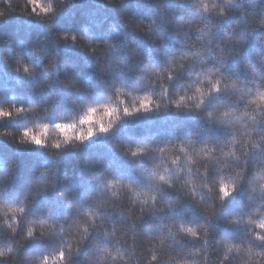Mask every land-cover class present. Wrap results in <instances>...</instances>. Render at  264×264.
I'll return each mask as SVG.
<instances>
[{
    "label": "clouds",
    "instance_id": "9594fccd",
    "mask_svg": "<svg viewBox=\"0 0 264 264\" xmlns=\"http://www.w3.org/2000/svg\"><path fill=\"white\" fill-rule=\"evenodd\" d=\"M72 2L25 0V7L33 6L27 15L35 14L44 25L52 51L44 55L32 48L0 56L6 65L0 76V124H13L0 127V138L17 149H43L51 161L17 187V160L0 158V264H138L139 256L143 264H153L160 257L152 247L163 251L173 240L193 239L184 230L188 227L204 245L195 264L212 259L215 264H264V53L254 54L255 63L242 61L244 76L239 67L225 71L252 31L264 29V6L252 29L249 0H145L143 15L134 23L121 7L126 0H104L114 19L95 38L87 30L53 31ZM62 44L83 54V79L74 76L75 65H61ZM9 81L25 86L28 94L18 95ZM68 89L76 95L62 111L60 97ZM142 100L150 106L142 108ZM164 112L192 114L201 123L188 137L163 144L113 141L133 166L132 174L103 157L84 160L83 166L77 157L61 179L66 153L75 155L134 120ZM205 126L219 129L223 139L212 136L198 143ZM134 149L143 151L134 155ZM222 183L230 186L224 198ZM53 194L63 203L60 217L51 207H40ZM185 203L199 213V221L189 225L168 218L139 256L135 238L113 219L122 213L133 226L145 218L162 221ZM217 221L226 232H217ZM213 238L216 255L210 258ZM189 262L177 251L168 252L164 264Z\"/></svg>",
    "mask_w": 264,
    "mask_h": 264
},
{
    "label": "trees",
    "instance_id": "16d2710c",
    "mask_svg": "<svg viewBox=\"0 0 264 264\" xmlns=\"http://www.w3.org/2000/svg\"><path fill=\"white\" fill-rule=\"evenodd\" d=\"M248 6L252 11V16L248 17V19L251 20L252 29H255L256 20L254 17H259L262 6H264V0H249ZM22 7L24 8L23 11L20 10ZM32 7H25V0H7V3H4V0H0V12H2L0 14V56L7 57L10 51L13 53L17 51L26 52L32 48H40L41 53L44 55L52 51L51 39L45 31L44 25L39 22L35 14L33 16L27 15ZM121 7L132 17L134 23L137 18L143 15L142 9L146 7V3L145 0H126V3L121 5ZM113 19L112 6L106 4L104 0H73L72 3L64 7L63 11L57 17L53 25V31L85 32L87 30L86 34L95 38H101L108 21ZM129 35L134 40L139 39L134 33L130 32ZM254 37L256 40L253 39ZM175 47H180V45H176ZM144 48L146 52L150 50V46L147 44L144 45ZM58 51L61 65L63 66L66 62L75 65L76 72L74 76L83 79L86 66L80 50L62 44ZM151 52L154 57L157 55L154 49H151ZM255 53H264V29L252 31V35L247 38V42L241 50L240 55L228 60L225 71H232L236 67H239V74L241 76L246 75L242 67V61L246 59L255 63ZM5 70L6 65L3 61H0V76H2ZM9 87L20 96L28 94V89L23 85H15L9 81ZM74 95H76L74 89H68L66 94L61 95L60 107L62 111L68 110V99ZM200 123L198 117L192 114L176 112L155 113L141 117L118 130L111 139L97 141L75 155L71 152L66 153L60 162L61 179H65L64 174L76 163L77 157L81 159L82 166L84 160L103 157L117 169L127 174H132L133 166L119 155L113 146V141H146L163 144L188 137L196 130ZM0 127L11 128L13 124L11 122H5L4 124H0ZM212 136L223 139V133L219 129L205 126V131L198 138L197 142L199 143L205 138ZM0 158H15L17 160V187L23 183L31 171L41 166L47 167L51 164L43 149H29L24 147L17 149L4 138H0ZM40 207H51L53 214L57 217L62 216L65 211L62 200L54 194L47 197L46 200H43ZM228 210L229 208L226 207L221 215L227 214ZM168 218L180 219L192 225L199 221V213L190 204L185 203L180 210L166 213L162 221H158L155 218H145V220L137 222L133 226L128 219L124 218L122 213H117L113 217L121 229L127 230L129 237L135 238L136 253L138 256L143 250L145 241L157 237L162 231L160 229V223H166ZM215 227L217 232L227 231L219 221H217ZM158 243L159 241L153 242L154 245ZM171 243L172 247L163 251L152 247V254L159 255L160 257L153 264H164L168 252L175 253L177 251L185 254V259L190 261L189 264H195V261L202 259L201 255L196 254L204 249L203 242L198 239L181 238L179 242L173 240ZM216 246L217 240L213 238L209 248L210 258L215 257L216 254L211 249ZM35 247L39 248L41 245H35ZM125 248L129 252H132V248L128 247L127 244H125ZM76 264H81V261L77 260ZM138 264H143V256H139ZM211 264H215L214 259H212Z\"/></svg>",
    "mask_w": 264,
    "mask_h": 264
},
{
    "label": "snow or ice",
    "instance_id": "6c2138e0",
    "mask_svg": "<svg viewBox=\"0 0 264 264\" xmlns=\"http://www.w3.org/2000/svg\"><path fill=\"white\" fill-rule=\"evenodd\" d=\"M149 106H150V101H147V100H142L141 101V107L142 108L146 109ZM33 142L34 143H43V141H41L39 138H33ZM190 147H191V145H188L187 147L183 148L182 151L187 152L188 148H190ZM132 151H133V154L135 155L138 152H141L143 150L142 149H134ZM197 151H203V148L197 149ZM189 159H190V157H189ZM219 192H220L221 198H224V197L228 196L229 193H230V186L227 185V184L222 183L220 185ZM184 230L187 232V234L191 238H193V239L199 238V233L196 232L193 228L188 227L187 229H184ZM160 243H163V239H161ZM154 258H155V256H154Z\"/></svg>",
    "mask_w": 264,
    "mask_h": 264
}]
</instances>
